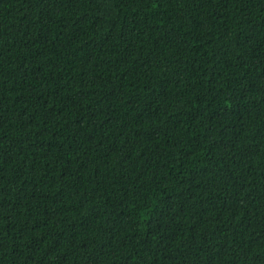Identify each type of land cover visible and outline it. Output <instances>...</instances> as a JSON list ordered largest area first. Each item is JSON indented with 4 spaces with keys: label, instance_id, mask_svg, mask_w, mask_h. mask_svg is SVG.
<instances>
[{
    "label": "trees",
    "instance_id": "trees-1",
    "mask_svg": "<svg viewBox=\"0 0 264 264\" xmlns=\"http://www.w3.org/2000/svg\"><path fill=\"white\" fill-rule=\"evenodd\" d=\"M0 264H264V0H0Z\"/></svg>",
    "mask_w": 264,
    "mask_h": 264
}]
</instances>
